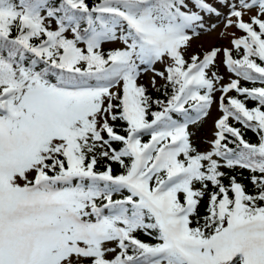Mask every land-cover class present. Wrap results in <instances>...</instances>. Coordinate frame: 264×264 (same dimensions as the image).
Masks as SVG:
<instances>
[{"label":"snow or ice","instance_id":"snow-or-ice-1","mask_svg":"<svg viewBox=\"0 0 264 264\" xmlns=\"http://www.w3.org/2000/svg\"><path fill=\"white\" fill-rule=\"evenodd\" d=\"M205 15L243 35L186 58ZM0 264H264V0H0Z\"/></svg>","mask_w":264,"mask_h":264},{"label":"rangeland","instance_id":"rangeland-1","mask_svg":"<svg viewBox=\"0 0 264 264\" xmlns=\"http://www.w3.org/2000/svg\"><path fill=\"white\" fill-rule=\"evenodd\" d=\"M215 3V0L213 1ZM219 7V10L221 12H226L227 9L221 7L219 4H216ZM254 14V10L253 13ZM245 20L248 19V16L244 17ZM205 24L206 29L204 31H201L199 36L195 37L190 47L188 48L186 52V58L190 56L193 53H203L213 47H232L229 43L230 39L232 38L233 34L235 36H241L243 35L242 31L236 29V28H229L227 29L228 35L227 37H223L220 35L221 32L225 31L224 29V18L223 17H217L215 15H205ZM212 24H215L216 27L212 29L210 26ZM54 26V25H53ZM71 34V33H70ZM68 34V35H70ZM107 47H113L112 44H104ZM222 57H218L216 60V65L218 66L221 71L219 72L223 80L221 83H228L231 78H235V75L233 73L228 72L226 67L221 63ZM157 69L162 70L163 65L160 63H157L156 65ZM151 73H146L141 76L138 83L144 84L146 87L150 88L149 81L151 79ZM157 81L162 82L159 77H157ZM217 88H219V85H217ZM215 97L217 98V103H214L210 109V113L206 119L203 120V122L199 123L196 126H193L190 128V130L194 133L192 136L193 144L201 151L207 150L209 148L208 141L214 138V121L221 115V112L218 107V100L221 95L220 91H217L214 93ZM230 95V92L227 94ZM201 204V203H200ZM205 205V200L203 201L202 207Z\"/></svg>","mask_w":264,"mask_h":264},{"label":"trees","instance_id":"trees-1","mask_svg":"<svg viewBox=\"0 0 264 264\" xmlns=\"http://www.w3.org/2000/svg\"><path fill=\"white\" fill-rule=\"evenodd\" d=\"M93 2H94V0H89V3L90 4L93 3ZM68 34H70V33H68ZM103 47H104L105 50H107L108 48H110V47H107L106 45H103ZM196 53H198V52H196ZM233 55L236 56L237 53H235V51H234L233 52ZM216 68L218 70V74H220L219 72L221 71V69H219L217 65H216ZM163 83H164L163 81L162 82H159V84H163ZM241 84L243 86H247V87H252L253 86V84L251 82L241 81ZM255 86H259V84L255 85ZM148 90H149V94L152 95L153 98L164 99L163 89L161 91L157 92L155 89H153L152 87H150V88H148ZM230 95L231 96H236L237 93H235V91H231L230 92ZM239 98L240 99H244L242 96L239 97ZM226 102L227 101H225V103ZM245 103H246V105L248 107H253V106H255V103L256 102H254V101H252V100L249 99V100H246ZM153 110H157L155 105H153ZM230 123H232L236 127L241 128V131H242V134H243L244 138L246 140H248L249 142L256 143L258 141V137L250 129H244L241 125H239L235 121H230ZM123 126H124V123L123 122H121V121H117L116 122V130L118 132H120L121 134H124L123 131H122ZM142 139L144 141H147L149 139V137L147 135H145V136L142 137ZM121 146L122 145H120L118 142H114L113 143V147H115L117 149L119 147H121ZM229 146L230 147H233L234 145H229ZM107 163H111L114 174H120L123 171V169L121 168V166L117 162L109 161ZM104 164H105V162L104 161H101L97 165V167L100 168V169H102L103 166H104ZM221 170L224 171L227 174V176L224 179V183L225 184L228 183L227 177H229V176H235L236 179H237V181L245 186L246 191H248L249 193H252L254 191V186L252 185V183L250 181V178H249L250 175H251L250 172H249V170L242 169V168H239V167H236V168H233V169L222 168ZM197 187H199V185H197ZM209 189L211 190V185H209ZM204 200H205V205H204V207H202V204H203V201ZM207 201H208V197L206 195L204 197V199L201 201V204L199 206V212L201 214H204L205 213ZM137 235L139 236L140 239H142V240H144L146 242H154L153 239H152V237H149L147 235H144L143 233H137Z\"/></svg>","mask_w":264,"mask_h":264}]
</instances>
